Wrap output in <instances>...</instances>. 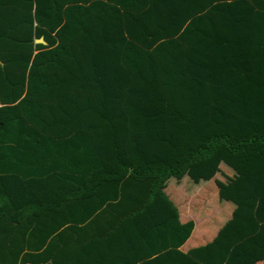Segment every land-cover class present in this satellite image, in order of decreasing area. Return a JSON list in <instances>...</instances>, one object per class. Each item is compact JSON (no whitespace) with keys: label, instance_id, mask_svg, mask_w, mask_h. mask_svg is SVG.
Returning <instances> with one entry per match:
<instances>
[{"label":"trees","instance_id":"trees-1","mask_svg":"<svg viewBox=\"0 0 264 264\" xmlns=\"http://www.w3.org/2000/svg\"><path fill=\"white\" fill-rule=\"evenodd\" d=\"M0 63V264H200L163 188L218 156L264 262V0H0Z\"/></svg>","mask_w":264,"mask_h":264},{"label":"crops","instance_id":"crops-1","mask_svg":"<svg viewBox=\"0 0 264 264\" xmlns=\"http://www.w3.org/2000/svg\"><path fill=\"white\" fill-rule=\"evenodd\" d=\"M218 157L202 163L198 170L194 166L191 174L189 172L180 181L174 179L170 182V179L163 188L172 197L173 194L178 197L174 190L182 187L188 190L183 199L190 200V203L181 213L180 220L181 223L193 222V229L181 250L200 264L225 262L230 249L229 240L241 232V226L246 222L239 211L251 209L253 213L257 204L253 180L250 188L245 187L244 172L218 171ZM251 227L252 223L245 228Z\"/></svg>","mask_w":264,"mask_h":264},{"label":"water","instance_id":"water-1","mask_svg":"<svg viewBox=\"0 0 264 264\" xmlns=\"http://www.w3.org/2000/svg\"><path fill=\"white\" fill-rule=\"evenodd\" d=\"M35 45H41V46H46V43L43 41V39L36 40L34 42ZM1 64V63H0Z\"/></svg>","mask_w":264,"mask_h":264},{"label":"rangeland","instance_id":"rangeland-1","mask_svg":"<svg viewBox=\"0 0 264 264\" xmlns=\"http://www.w3.org/2000/svg\"><path fill=\"white\" fill-rule=\"evenodd\" d=\"M195 170H198L197 168ZM175 180L174 179H171L170 182H174ZM192 196V195H190ZM185 205L187 204L188 206V203H190V200L187 202V199L184 201ZM190 206V205H189Z\"/></svg>","mask_w":264,"mask_h":264}]
</instances>
